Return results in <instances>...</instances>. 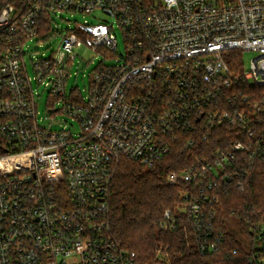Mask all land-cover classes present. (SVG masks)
<instances>
[{
  "label": "built area",
  "instance_id": "obj_1",
  "mask_svg": "<svg viewBox=\"0 0 264 264\" xmlns=\"http://www.w3.org/2000/svg\"><path fill=\"white\" fill-rule=\"evenodd\" d=\"M61 12L95 22L60 34L52 18ZM60 35L55 56L31 60V76L28 42ZM82 47L117 63L100 65L80 100L67 97L66 84ZM230 51L256 53L251 70L232 69ZM35 85L63 101L49 110V127L39 122ZM57 112L80 132L53 131ZM222 128L238 137L228 149L167 174L189 185L182 211L202 254L220 248V195L233 185L243 191L264 158V0L7 1L0 6V264H138L112 232L111 186L121 161L152 168L182 139L190 149ZM176 221L166 210L160 226L175 229Z\"/></svg>",
  "mask_w": 264,
  "mask_h": 264
},
{
  "label": "trees",
  "instance_id": "obj_2",
  "mask_svg": "<svg viewBox=\"0 0 264 264\" xmlns=\"http://www.w3.org/2000/svg\"><path fill=\"white\" fill-rule=\"evenodd\" d=\"M7 1L0 0V6ZM241 53L226 54L234 70L241 68ZM236 139L234 130L222 128L190 149L182 139L152 168L121 161L111 186L112 232L124 248L137 253L138 264H264V240H257L264 228V158L255 161L243 191L233 185L220 195L215 219L221 238L218 252L202 254L190 216L182 211V197L189 185L167 179V174L185 170L196 157L228 149ZM166 210L175 215V229L160 226ZM160 255L165 257L163 261Z\"/></svg>",
  "mask_w": 264,
  "mask_h": 264
},
{
  "label": "rangeland",
  "instance_id": "obj_3",
  "mask_svg": "<svg viewBox=\"0 0 264 264\" xmlns=\"http://www.w3.org/2000/svg\"><path fill=\"white\" fill-rule=\"evenodd\" d=\"M103 17V15H101ZM53 31H57L63 34L69 30H75L79 24L85 21L95 22L90 15L81 13H71V12H61L53 15L52 18ZM115 33L117 35V41L119 44L118 55L124 56L126 54V41L121 29L115 25ZM61 40V35L57 38L47 37L43 42L37 41V39L28 42L26 45V61L29 70V74L34 76L33 67L31 60L36 58H50L58 53L59 43ZM76 59L74 65L69 67L70 78L66 84V95L69 98H76L82 100L83 97L88 96V89L90 86V78L92 73L102 64L106 66H115L116 58L109 57L105 53L97 54L92 49L87 47H82L76 49L75 51ZM256 57L254 52H242L241 53V71L249 72L251 70L252 60ZM39 94L37 96L38 105V118L39 122L44 127H49L51 124V119L48 118L49 110L60 109L63 107V101L60 99H55L50 96L49 91L44 87H38ZM54 116L51 115V118ZM57 123L53 124L52 130L59 131L63 127L68 128L74 126L73 131L77 134L80 132V126L78 122L73 121L71 118L61 115L58 112L55 113ZM159 259L163 261L165 257L163 255L159 256Z\"/></svg>",
  "mask_w": 264,
  "mask_h": 264
}]
</instances>
